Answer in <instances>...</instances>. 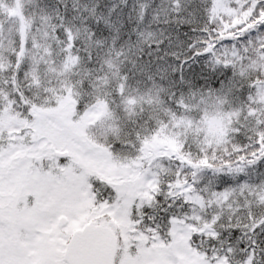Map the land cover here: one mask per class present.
I'll use <instances>...</instances> for the list:
<instances>
[{"label": "snow or ice", "instance_id": "1", "mask_svg": "<svg viewBox=\"0 0 264 264\" xmlns=\"http://www.w3.org/2000/svg\"><path fill=\"white\" fill-rule=\"evenodd\" d=\"M0 264H264V0H0Z\"/></svg>", "mask_w": 264, "mask_h": 264}]
</instances>
